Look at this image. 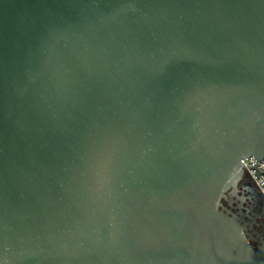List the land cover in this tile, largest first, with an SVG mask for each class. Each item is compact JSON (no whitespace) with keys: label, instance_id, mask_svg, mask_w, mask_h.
I'll use <instances>...</instances> for the list:
<instances>
[{"label":"water","instance_id":"1","mask_svg":"<svg viewBox=\"0 0 264 264\" xmlns=\"http://www.w3.org/2000/svg\"><path fill=\"white\" fill-rule=\"evenodd\" d=\"M252 156L264 0H0V264H264Z\"/></svg>","mask_w":264,"mask_h":264},{"label":"flooded vegetation","instance_id":"2","mask_svg":"<svg viewBox=\"0 0 264 264\" xmlns=\"http://www.w3.org/2000/svg\"><path fill=\"white\" fill-rule=\"evenodd\" d=\"M224 204L248 222L249 232L258 242L264 238V196L249 177L244 176L238 189L231 191L229 201Z\"/></svg>","mask_w":264,"mask_h":264},{"label":"built area","instance_id":"3","mask_svg":"<svg viewBox=\"0 0 264 264\" xmlns=\"http://www.w3.org/2000/svg\"><path fill=\"white\" fill-rule=\"evenodd\" d=\"M242 164L244 176L249 177L264 196V159L245 157L242 159Z\"/></svg>","mask_w":264,"mask_h":264}]
</instances>
